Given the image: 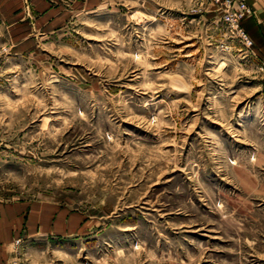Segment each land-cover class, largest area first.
<instances>
[{
	"label": "rangeland",
	"instance_id": "374dc122",
	"mask_svg": "<svg viewBox=\"0 0 264 264\" xmlns=\"http://www.w3.org/2000/svg\"><path fill=\"white\" fill-rule=\"evenodd\" d=\"M252 40L215 0H0V196L82 223L16 264H264Z\"/></svg>",
	"mask_w": 264,
	"mask_h": 264
},
{
	"label": "crops",
	"instance_id": "0c3cea01",
	"mask_svg": "<svg viewBox=\"0 0 264 264\" xmlns=\"http://www.w3.org/2000/svg\"><path fill=\"white\" fill-rule=\"evenodd\" d=\"M253 13L243 21L258 47L264 49V0H246ZM80 215H67L46 203L29 200L0 202V264H16L15 242L20 239L76 236L81 233Z\"/></svg>",
	"mask_w": 264,
	"mask_h": 264
},
{
	"label": "built area",
	"instance_id": "2783aa9c",
	"mask_svg": "<svg viewBox=\"0 0 264 264\" xmlns=\"http://www.w3.org/2000/svg\"><path fill=\"white\" fill-rule=\"evenodd\" d=\"M223 10V19L230 30L242 40L246 47L253 46V40L242 27L243 20L252 12L246 0H215ZM3 199L0 196V202Z\"/></svg>",
	"mask_w": 264,
	"mask_h": 264
}]
</instances>
